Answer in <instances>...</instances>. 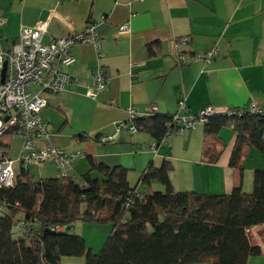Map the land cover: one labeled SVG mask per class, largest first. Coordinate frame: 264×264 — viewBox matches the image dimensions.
Returning <instances> with one entry per match:
<instances>
[{
    "label": "crops",
    "instance_id": "obj_1",
    "mask_svg": "<svg viewBox=\"0 0 264 264\" xmlns=\"http://www.w3.org/2000/svg\"><path fill=\"white\" fill-rule=\"evenodd\" d=\"M40 21L47 23L43 43L80 34L89 25L101 43V57L91 44L76 45L75 61L63 67L71 77L66 90L42 94L46 106L39 115L47 133L38 144L82 151L73 165L74 178L88 171L91 157L131 170L132 180L149 165L166 161L176 192L224 194L239 183V172L228 164L235 143L231 128H221L217 140L205 138L204 128L197 127L156 143L148 133L127 127L115 133L114 125L129 121L130 108L138 118L177 113L179 101L193 114L207 106L217 112L256 107L264 114V0H0V52L12 50L21 27ZM125 23L129 32L121 34L118 28ZM180 38L188 39L180 50L195 56L183 65L175 46ZM211 50L216 53L209 58H197ZM96 65L109 82L91 97L85 92ZM213 141L221 152L209 163L203 151ZM241 166L242 189L249 192L254 171L264 168L261 153L251 148ZM152 187L161 189L156 183ZM78 230L86 247L97 253L111 228L81 223ZM253 235L262 254L247 264H264V225ZM61 264H85V259L63 257Z\"/></svg>",
    "mask_w": 264,
    "mask_h": 264
},
{
    "label": "trees",
    "instance_id": "obj_2",
    "mask_svg": "<svg viewBox=\"0 0 264 264\" xmlns=\"http://www.w3.org/2000/svg\"><path fill=\"white\" fill-rule=\"evenodd\" d=\"M233 110L241 114L213 116L201 126L205 138L217 140L223 127L235 134L228 164L240 180L228 193L174 191L166 161L160 167L149 165L135 180L131 170L95 163L91 157L78 181L72 176L77 159L66 176L53 160L40 164L54 167L56 175L39 179L29 173L30 166H17L14 184L0 187V264H61L63 257H83L85 264H247L249 258L260 256L253 229L264 225V168L254 171L252 188L245 192L241 163L251 148L264 161V114ZM171 115H134L117 132L131 127L161 142L171 135L165 125ZM46 133L45 126L35 141ZM13 135L20 137L14 130L0 138V157L6 156L2 141ZM61 151L84 156L80 150ZM203 152L207 162L215 163L221 151L213 141ZM154 183L161 189H153ZM77 222L110 226L97 253L73 230Z\"/></svg>",
    "mask_w": 264,
    "mask_h": 264
},
{
    "label": "built area",
    "instance_id": "obj_3",
    "mask_svg": "<svg viewBox=\"0 0 264 264\" xmlns=\"http://www.w3.org/2000/svg\"><path fill=\"white\" fill-rule=\"evenodd\" d=\"M46 28L45 21H40L33 27H21L12 50L6 55L0 52V138L7 131L17 130L23 141L16 160H11L7 156L0 157V187H10L14 184L15 162L18 167L27 170L31 165L53 160L60 170V175L66 176L72 163L82 155L81 152L70 154L62 152L51 145H39L34 138L45 131L39 116L40 111L46 106V101L42 97L43 92L62 93L71 81L63 67L75 61L72 49L79 44H91L97 49V56L101 57V43L93 25H89L80 34L50 38L47 43H43L42 37L46 33ZM118 32L121 34L129 32V26L126 23L120 25ZM187 43V38H181L175 43L179 49L180 64H186L190 58L195 57L180 50L182 45ZM215 53V50H211L197 55V58L206 59ZM108 82V77L100 66L96 65L85 94L94 96L105 90ZM153 110L155 111L154 107ZM249 112L261 111L252 107ZM128 113L129 119L135 115L132 108ZM240 114V111L233 109L217 112L210 106L193 114L187 112L184 102L180 101L178 112L171 115L165 125L171 135H182L204 126L213 116L231 117ZM116 126L117 132L125 124L122 121L116 123ZM130 130L135 131L131 127Z\"/></svg>",
    "mask_w": 264,
    "mask_h": 264
},
{
    "label": "rangeland",
    "instance_id": "obj_4",
    "mask_svg": "<svg viewBox=\"0 0 264 264\" xmlns=\"http://www.w3.org/2000/svg\"><path fill=\"white\" fill-rule=\"evenodd\" d=\"M3 143H8L10 146L9 147H3L2 148V152L4 151V153L6 154V156L11 159V160H16L19 153H20V149H21V139L19 136H15L13 135V137L10 138L9 142L3 140ZM18 166V164L15 162L14 164V168H16ZM29 173L35 178V179H39L40 177H47V176H53L56 175V172L54 170V167H51L50 165H48L47 163L44 164H35V165H31L29 168ZM75 180L78 181V177H75ZM80 222H77L75 224V228L76 230L79 232L78 230V226H80ZM95 226H100V230H102V227H104V225L102 224H93ZM74 229V231L77 233ZM101 235H104L101 233ZM102 247V246H101ZM256 260H263L262 258L260 259H256Z\"/></svg>",
    "mask_w": 264,
    "mask_h": 264
},
{
    "label": "water",
    "instance_id": "obj_5",
    "mask_svg": "<svg viewBox=\"0 0 264 264\" xmlns=\"http://www.w3.org/2000/svg\"><path fill=\"white\" fill-rule=\"evenodd\" d=\"M4 120H6V117L4 118Z\"/></svg>",
    "mask_w": 264,
    "mask_h": 264
}]
</instances>
